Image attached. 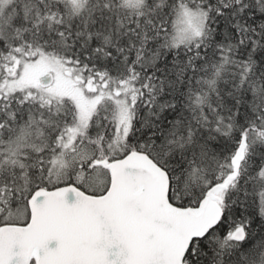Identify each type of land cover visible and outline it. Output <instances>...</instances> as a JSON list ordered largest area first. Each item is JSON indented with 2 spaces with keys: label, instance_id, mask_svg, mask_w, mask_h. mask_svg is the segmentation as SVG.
Segmentation results:
<instances>
[{
  "label": "snow or ice",
  "instance_id": "6c2138e0",
  "mask_svg": "<svg viewBox=\"0 0 264 264\" xmlns=\"http://www.w3.org/2000/svg\"><path fill=\"white\" fill-rule=\"evenodd\" d=\"M0 264H264V0H0Z\"/></svg>",
  "mask_w": 264,
  "mask_h": 264
}]
</instances>
